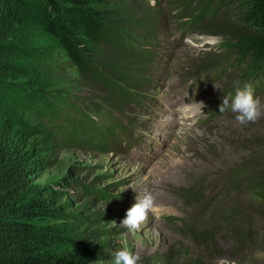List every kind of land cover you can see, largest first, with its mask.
Listing matches in <instances>:
<instances>
[{
    "label": "rangeland",
    "instance_id": "374dc122",
    "mask_svg": "<svg viewBox=\"0 0 264 264\" xmlns=\"http://www.w3.org/2000/svg\"><path fill=\"white\" fill-rule=\"evenodd\" d=\"M209 2L214 5L216 0H155L154 7L148 0H110L104 9L119 29L136 34L132 40L141 35L149 41L137 40L149 57L140 65L133 58L122 61L114 49L92 47L99 60L110 66L106 69L119 66L126 76L135 73L138 87H131L138 96L147 97L140 107L133 101L126 103L124 118L112 112L124 123L130 120L137 136L132 143H124L128 154L115 156L112 150L70 147L65 138L71 126L87 128L96 123V112L114 111L111 86L82 78L34 16L38 0H0V21L4 22L0 38L8 40L0 41V53L9 55L7 69L15 74L8 82L21 90L14 98L18 108L8 122L17 121L20 126L24 144L20 156L27 158L30 167V197L52 201L51 215L58 209L55 217L38 220L39 227L58 230L68 238L58 243L53 236L50 244L51 236L45 238L46 247L62 251L74 246L85 253L86 264H111L112 253L125 246L139 254L138 264H264V202L242 175L233 179L237 168L253 157L258 169L252 176L256 170L264 174V115L245 125L235 120L231 110L206 120L223 96L235 94L237 81L243 87L248 79L264 105V65L253 69L248 59L232 64L227 56L238 36L235 14L228 13L233 18L226 19L229 22L216 23L219 13L211 15ZM165 3L172 5L170 11ZM179 7L185 19L175 16ZM135 20L147 23L140 32L127 26ZM190 20L194 21L189 37L177 49L171 41L174 28L184 30L182 21ZM203 71L221 75L181 106L194 109L189 121L180 122L184 130L159 129V115L165 117L183 102L168 104L185 91L187 76ZM114 99L125 104L126 93ZM174 124L172 120L170 125ZM164 139L169 145L155 156L157 163L150 161L151 143L156 142V153ZM196 185V200H188L186 191ZM146 190L154 194L159 208L140 230L128 233L120 226L129 210L122 201L134 200ZM200 201L209 203L205 210ZM230 209L240 211L239 242L229 231L237 219L229 222Z\"/></svg>",
    "mask_w": 264,
    "mask_h": 264
},
{
    "label": "trees",
    "instance_id": "16d2710c",
    "mask_svg": "<svg viewBox=\"0 0 264 264\" xmlns=\"http://www.w3.org/2000/svg\"><path fill=\"white\" fill-rule=\"evenodd\" d=\"M182 1L185 0H179ZM109 2L110 0H38L37 9L33 14L38 17L40 26L60 44L85 81L111 86L109 89L113 97L110 107L122 114L126 103L135 102L139 95L137 90L131 87H138L137 75L130 73L126 76L119 66L106 69L105 66L109 65L99 60L92 47L114 49L113 53L119 54L122 61L133 58L132 61L140 65L147 62L149 57L144 46L137 40L147 44L149 41L141 35L135 37L136 41L132 40L131 36L136 34L119 29L117 22L111 21L104 10ZM206 7L210 8V13L214 17L219 13L217 15L219 18L214 19L216 23L229 22L226 19L233 18L228 16V13L235 14L233 21L236 25H233L238 30V36L227 56L233 61L232 64L248 59L253 69L264 65V0H216L214 5L209 2ZM186 17L182 14L180 19ZM193 21L187 23L192 24ZM3 23L0 21V25ZM130 24L127 26H132L135 31L140 32L147 23L135 20ZM0 41L8 40L0 38ZM8 56L6 53H0V264H86L85 253L74 246L61 251L54 246L49 248L43 244V239L50 236L49 244L53 242V236L58 243L65 242L68 238H63L58 230L41 228L37 223L38 220L55 217L58 209L55 215H51L54 210L52 201L48 203L49 199L30 197L28 181L30 167L27 158L20 156L24 150L22 135L18 129L20 126L16 120L14 126L8 122V116L15 113V109L18 108H15L14 98L21 92L14 83L8 82L15 76L7 69L9 62L7 64L5 59L7 60ZM210 65L212 64L207 66ZM248 82L250 81L247 79L244 83ZM123 92L127 96V102L123 99L125 104L114 99V96L118 93L124 94ZM108 100L106 99L107 102ZM111 112L113 111L96 112V115ZM83 120H87L86 115L83 116ZM107 133L98 122L87 128L81 125L71 126L67 128L65 138L70 147L106 152ZM255 158L253 157L246 165L239 166L233 179L235 181L242 175L249 188H257L259 194L257 197L264 202V174L258 173V170L255 176L251 173L258 169V164L254 163L257 161ZM197 192L196 185L186 191V198L195 201ZM200 202L203 210L209 205L208 202ZM227 214L229 222L237 218L232 224L235 227L229 231L239 242L237 221L241 222L240 211L230 209ZM165 263L169 264L168 261Z\"/></svg>",
    "mask_w": 264,
    "mask_h": 264
},
{
    "label": "clouds",
    "instance_id": "9594fccd",
    "mask_svg": "<svg viewBox=\"0 0 264 264\" xmlns=\"http://www.w3.org/2000/svg\"><path fill=\"white\" fill-rule=\"evenodd\" d=\"M150 6H155V0H148ZM231 102V103H230ZM230 108L236 114L235 120L245 125L256 123L264 115V105L261 99L254 95V88L250 83L240 87L239 81L235 85V95L231 93L222 97L219 113H224ZM157 211L156 197L151 191H144L137 197L136 203L126 212L120 226L126 228L128 233H135L148 221L149 214ZM111 264H138L140 256L131 248L125 246L112 253Z\"/></svg>",
    "mask_w": 264,
    "mask_h": 264
},
{
    "label": "bare ground",
    "instance_id": "6f19581e",
    "mask_svg": "<svg viewBox=\"0 0 264 264\" xmlns=\"http://www.w3.org/2000/svg\"><path fill=\"white\" fill-rule=\"evenodd\" d=\"M174 102H175V101H171V103H170V104L174 105ZM176 104H179V103H176ZM171 112H178V111H177V110H175V108H173V111H171ZM171 112H170V113H171ZM150 164H151V163H150ZM150 166H151V165H150Z\"/></svg>",
    "mask_w": 264,
    "mask_h": 264
},
{
    "label": "water",
    "instance_id": "95a60500",
    "mask_svg": "<svg viewBox=\"0 0 264 264\" xmlns=\"http://www.w3.org/2000/svg\"><path fill=\"white\" fill-rule=\"evenodd\" d=\"M221 264H228V263L224 261V262H222Z\"/></svg>",
    "mask_w": 264,
    "mask_h": 264
}]
</instances>
